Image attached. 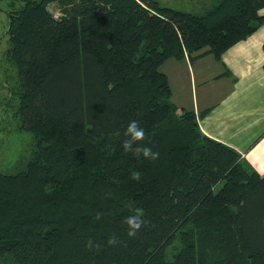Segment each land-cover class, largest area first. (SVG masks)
Returning a JSON list of instances; mask_svg holds the SVG:
<instances>
[{
	"label": "trees",
	"instance_id": "1",
	"mask_svg": "<svg viewBox=\"0 0 264 264\" xmlns=\"http://www.w3.org/2000/svg\"><path fill=\"white\" fill-rule=\"evenodd\" d=\"M10 5L16 113L34 145L0 173V264H264V173L205 136L160 70L185 54L219 59L264 23V0L195 14L156 0ZM133 120L158 159L123 149ZM138 209L146 223L130 238Z\"/></svg>",
	"mask_w": 264,
	"mask_h": 264
},
{
	"label": "crops",
	"instance_id": "2",
	"mask_svg": "<svg viewBox=\"0 0 264 264\" xmlns=\"http://www.w3.org/2000/svg\"><path fill=\"white\" fill-rule=\"evenodd\" d=\"M259 15L264 17V8ZM160 70L167 77L172 103L193 111L205 136L235 150L248 171L262 175L264 23L219 59L212 54L190 59L185 54L181 60L168 59Z\"/></svg>",
	"mask_w": 264,
	"mask_h": 264
},
{
	"label": "rangeland",
	"instance_id": "3",
	"mask_svg": "<svg viewBox=\"0 0 264 264\" xmlns=\"http://www.w3.org/2000/svg\"><path fill=\"white\" fill-rule=\"evenodd\" d=\"M160 6L188 13L204 12L212 3L218 0H156ZM11 0H0V173H15L23 168L28 160L34 139L32 135L21 128L17 117L18 97L17 72L15 66L7 59L10 48L8 31L9 10ZM15 3L14 8H20ZM54 16H58L54 5L49 6ZM179 248L175 243L168 250V258Z\"/></svg>",
	"mask_w": 264,
	"mask_h": 264
},
{
	"label": "clouds",
	"instance_id": "4",
	"mask_svg": "<svg viewBox=\"0 0 264 264\" xmlns=\"http://www.w3.org/2000/svg\"><path fill=\"white\" fill-rule=\"evenodd\" d=\"M125 136L127 137V139L124 140L122 147L126 152L131 151L137 157L143 156L145 159H148L149 161H154L159 158L158 152H153L151 148L140 145V142L143 141L145 138V132L144 129L140 127L138 121L133 120L129 123L125 132ZM132 179L135 181H139L141 179V173L133 172ZM101 215H97L96 219L99 220L101 218ZM142 216H143L142 210L138 209L136 215L129 216L124 220L123 223L127 226L128 229L127 231L128 237L130 238L134 237L136 233L146 223V221L142 219ZM118 242H119V238L116 236H113L107 241L109 245H115ZM87 246L89 248H92L93 242L89 240Z\"/></svg>",
	"mask_w": 264,
	"mask_h": 264
},
{
	"label": "water",
	"instance_id": "5",
	"mask_svg": "<svg viewBox=\"0 0 264 264\" xmlns=\"http://www.w3.org/2000/svg\"><path fill=\"white\" fill-rule=\"evenodd\" d=\"M263 226H264V220H263Z\"/></svg>",
	"mask_w": 264,
	"mask_h": 264
}]
</instances>
